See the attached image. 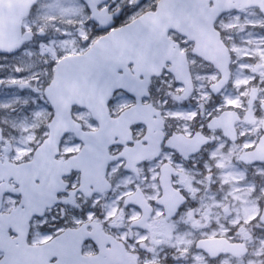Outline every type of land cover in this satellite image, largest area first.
Listing matches in <instances>:
<instances>
[{
  "label": "snow or ice",
  "instance_id": "1",
  "mask_svg": "<svg viewBox=\"0 0 264 264\" xmlns=\"http://www.w3.org/2000/svg\"><path fill=\"white\" fill-rule=\"evenodd\" d=\"M0 264H264V0H0Z\"/></svg>",
  "mask_w": 264,
  "mask_h": 264
}]
</instances>
